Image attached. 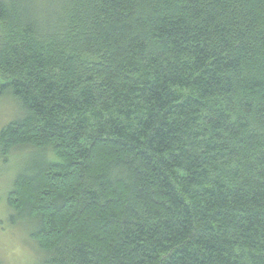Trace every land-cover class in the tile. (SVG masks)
<instances>
[{
    "label": "trees",
    "instance_id": "obj_1",
    "mask_svg": "<svg viewBox=\"0 0 264 264\" xmlns=\"http://www.w3.org/2000/svg\"><path fill=\"white\" fill-rule=\"evenodd\" d=\"M2 99L36 264H264V0H0Z\"/></svg>",
    "mask_w": 264,
    "mask_h": 264
},
{
    "label": "rangeland",
    "instance_id": "obj_2",
    "mask_svg": "<svg viewBox=\"0 0 264 264\" xmlns=\"http://www.w3.org/2000/svg\"><path fill=\"white\" fill-rule=\"evenodd\" d=\"M10 100H0V129L15 116L16 109ZM25 159L15 157L6 167L0 164V264H36L37 258L26 244L27 230L21 223L11 225L7 221L6 189L10 178ZM9 184V185H8Z\"/></svg>",
    "mask_w": 264,
    "mask_h": 264
}]
</instances>
